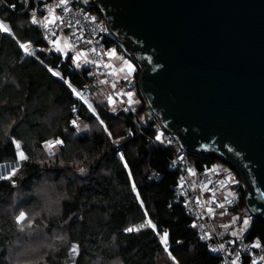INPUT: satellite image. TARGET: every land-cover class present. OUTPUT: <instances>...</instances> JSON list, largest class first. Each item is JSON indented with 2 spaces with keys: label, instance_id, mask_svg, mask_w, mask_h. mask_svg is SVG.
Returning a JSON list of instances; mask_svg holds the SVG:
<instances>
[{
  "label": "trees",
  "instance_id": "16d2710c",
  "mask_svg": "<svg viewBox=\"0 0 264 264\" xmlns=\"http://www.w3.org/2000/svg\"><path fill=\"white\" fill-rule=\"evenodd\" d=\"M0 20L11 28V35L0 32V164L17 162L19 150L28 157L13 177L15 185L0 179V264H218L176 199L177 175L169 164L178 149L155 140L160 126L155 115L148 113L140 120L148 109L140 90L136 110L114 112L95 99L97 113H93L76 101L68 83L82 87L90 79L88 70H75L73 59L62 64V56L41 51L45 42L24 3L0 0ZM29 41L38 60L25 56L19 47ZM49 67L58 69L64 79L54 76ZM75 110L79 125L97 128L77 131L71 123ZM55 138L64 143L50 155L45 142ZM13 140L20 141L19 148ZM121 153L128 169L123 167ZM193 157L199 168L222 161L214 155ZM81 167L87 171L81 173ZM46 182L55 187L57 203L52 210L43 197ZM244 205L242 199L231 210L239 211ZM20 211L46 237L63 239L40 252L38 259L25 257L26 261L18 262L12 252L26 236L28 225L26 221L21 230L16 223ZM148 217L170 233L167 246L150 228L125 231L146 224ZM248 228L250 237L264 245V222L255 219ZM35 235L42 237L39 232ZM76 245L74 254L71 249Z\"/></svg>",
  "mask_w": 264,
  "mask_h": 264
},
{
  "label": "water",
  "instance_id": "95a60500",
  "mask_svg": "<svg viewBox=\"0 0 264 264\" xmlns=\"http://www.w3.org/2000/svg\"><path fill=\"white\" fill-rule=\"evenodd\" d=\"M141 66L159 123L246 184L264 222V0H83Z\"/></svg>",
  "mask_w": 264,
  "mask_h": 264
},
{
  "label": "built area",
  "instance_id": "2783aa9c",
  "mask_svg": "<svg viewBox=\"0 0 264 264\" xmlns=\"http://www.w3.org/2000/svg\"><path fill=\"white\" fill-rule=\"evenodd\" d=\"M21 1L25 5V10L30 16L31 23L33 15L39 21V23L32 24L40 30L42 39L45 42V49L50 50L46 51L47 53L62 56L61 63L63 64L66 59L65 53L68 55L72 54L71 49L67 46L71 42L74 45L73 48L82 49L88 54L84 68L88 70L90 79L85 81L80 88L70 84L82 95L81 99L74 94L76 101L85 104L93 112L92 109H96L94 91L98 85L97 78L102 75L110 84L115 80L113 71L109 69L107 63V59L110 58L108 53L110 50L115 49L117 54H123L124 59L127 52L123 44L110 31L104 15L98 10L88 9L83 0H68L67 11L55 7L60 0ZM45 5L48 7L45 8ZM54 7L56 15L64 23H60V20H57L56 24L45 26V17H48L49 20L51 19L48 9ZM92 18H95V21ZM101 29L107 30L101 31ZM53 33L55 35H52ZM61 36L64 37L65 48H63L61 43L63 51L56 52L51 41L54 39L60 40ZM31 47L32 45L30 44V50ZM92 61L96 63L94 64ZM78 68L77 65L73 67L75 70H78ZM55 70L60 72L58 69ZM124 109H126V106H124ZM77 110L74 113L78 123ZM157 129L159 134L163 133L162 139L166 143L171 141V143L167 144L178 149V155L169 164V169L176 172L177 175L175 196L183 204L187 215L191 219L192 226L194 224L197 225L194 227L197 235L207 244L210 254L219 259L218 264H233V261L238 258L242 264H253V261H256V264H264V259H262L264 257V247L253 246V241L256 240L250 237L248 227L246 231L236 237L232 236L231 233L220 235L213 229L207 215L209 207L230 210L238 208L242 199L245 201L246 184L237 171L224 161L199 168L193 157L194 154L184 146L181 137L176 131H169L161 124ZM202 189H206L210 193L209 199H205ZM221 204H223V208L220 207ZM240 211H245L251 217V222L254 220L246 205L241 207ZM236 230H239V228H236Z\"/></svg>",
  "mask_w": 264,
  "mask_h": 264
},
{
  "label": "rangeland",
  "instance_id": "374dc122",
  "mask_svg": "<svg viewBox=\"0 0 264 264\" xmlns=\"http://www.w3.org/2000/svg\"><path fill=\"white\" fill-rule=\"evenodd\" d=\"M60 41L63 45V48H65V41H64L63 36H61ZM70 49H71L73 61L75 62L77 67H79L80 69H83L85 66V61L88 58V54L82 49H76L73 47H71ZM78 52L82 53V57L79 61V64L75 60V57L77 56ZM126 54H127V56L124 59H123V54H117L115 57H110L107 59L108 65H112L111 67H109V69L113 71V76H114L115 80L113 83L110 84L104 78V76H102V75L99 76L97 78L98 85L95 87V91H94V95H95L94 98L96 99V102L98 101L100 103L110 105L111 109L113 107H115L116 111H114V112L119 111V109H121V108L124 109V106H126V109H127V107L128 108L132 107L133 109L136 110V109H138V105L141 104V98H140L141 91H140V93L138 92V89L140 90V88H139V84H138V77L136 76V74L137 75L140 74L141 66L128 53H126ZM125 61H130L131 64H133L135 66V72H131V73L129 72L130 75L127 79H125V76H127L126 75L127 73L124 71V62ZM121 79H125L126 81H123ZM105 81H107V83ZM113 85H115V87H113ZM122 91H123V93H121ZM109 97L112 98L111 101L109 100ZM113 101H114V103H113ZM129 101H131V102H129ZM147 107H148V105H147ZM95 112L97 113L96 109H95ZM148 113H150V115H154L152 113V111H150V109L148 108L145 111V113L142 112L140 114V116H141L140 120H144L145 114H148ZM84 125H85L84 123H81L79 125L80 131L89 130V129H92L93 127H96V125L95 126L89 125L88 128H84L83 127ZM48 151H49L48 153L50 154V151L53 152V149L49 150V148H48ZM21 162L22 161L19 159L17 162H14V164H13L14 166H12V167L20 169ZM12 169H11V171H12ZM7 170H9V169L7 168ZM0 171L2 172L3 169L0 168ZM11 171L9 170L5 173H0V176H5ZM43 188H44V190H43L44 194L47 193L46 195H43V197H45L46 207L48 206V209L52 210V209H54V207H56L55 202L57 203V201L55 199V194L52 193V190L55 187L51 182H46L44 184ZM226 210L227 209L220 211V213L221 212L224 213L222 216L226 215L224 223L228 224L230 226H233L237 222L236 221L235 223H233V219L235 217H237L238 213L236 212V210L230 209V210H227L229 213V214H227ZM35 214H36L35 212L32 213V215H35ZM239 217L241 218L240 220H241L242 227H244L243 222H242L243 218H247L249 220V224L251 223V217L245 211H241V215ZM26 227H27L26 236H24V238H22L18 241V244L15 247V250H13V252H12V254L16 256V259L18 260V262L26 261L23 259L25 257H32L33 259H38L39 257H41L40 252H43V250H45V248L52 247L54 241H58V242L61 241V239H58V236L53 237V238L52 237H46V235H44V233H42V230L35 228L32 225V223L25 226V228ZM35 232H39L42 237H40L38 235L36 236ZM32 233L35 236V238H31ZM111 264H120V263L119 262H113Z\"/></svg>",
  "mask_w": 264,
  "mask_h": 264
},
{
  "label": "snow or ice",
  "instance_id": "6c2138e0",
  "mask_svg": "<svg viewBox=\"0 0 264 264\" xmlns=\"http://www.w3.org/2000/svg\"><path fill=\"white\" fill-rule=\"evenodd\" d=\"M67 4H68V0H60L59 4H57L55 7H59V8H62L63 10H65V11H67L68 10L67 7H66ZM11 7H15V5H12ZM47 7L48 6L45 5V8H47ZM55 7L54 8H51V9H48V11H49V13L51 15V19L49 20L48 17H45V20H46V25L45 26H47L48 24H53L54 25V24H56V21L57 20H60V23H64V21L60 17H58L56 15V13H55ZM92 19H93V21H95V18H92ZM32 23H34V24L35 23H39V21L36 19L35 15L32 16ZM68 26L70 27V25H68ZM106 30L107 29H101V31H106ZM0 32L11 35V28H10V26L7 25L5 23V21H3V20H0ZM52 35H55V33H53ZM51 43H52L53 48H54V50L56 52H62L63 51V48L61 47V41L60 40H55L54 39V40L51 41ZM30 44H31L30 41L29 42H26V43H20L19 47H20V49L23 50V53H24L25 56L35 57L38 60L39 59V56H37L35 49L30 50V48H29V45ZM67 46L69 48L74 47V45H72L71 42H69V44ZM41 51L43 52V51H50V50L49 49H41ZM93 51H95V49H93ZM108 55L110 57H115L117 55V52H116L115 49H112V50L109 51ZM81 57H82V53H79L78 52L77 56L75 57V60H76V62L78 64H79V61H80ZM65 58L66 59H73L72 57L68 56L67 53H65ZM85 62H87V61H85ZM92 63L95 64L96 62L95 61H92ZM125 64L127 66L128 72H130V73L131 72H135V66L133 64H131L130 61H126ZM108 66L111 67L112 65H108ZM48 71L51 72L54 76H58L62 80L64 79L63 75L60 72L56 71L55 69L49 67L48 68ZM125 79H127V76H125ZM105 82L107 83V81H105ZM68 83H69V86L71 87L70 81H68ZM113 87H115V85H113ZM71 90H72V92L74 94H76L79 98L82 99V95H81V93L77 89H75L74 87H71ZM109 100L111 101L112 98L109 97ZM129 102H131V101H129ZM113 103H114V101H113ZM92 110H93V112H95V109L94 108ZM125 110L127 111V109H125ZM112 111H116V108L113 107L112 108ZM71 123L75 126V128H76L77 131H80V126L77 123V120L76 119H73L71 121ZM100 123L102 125L104 124V122L102 120L100 121ZM83 127L84 128H88V125L85 124ZM104 127H105V130H107V126L105 125ZM108 135H109V137H111V132H108ZM162 136H163V133L157 134L155 136V140L158 141V142L164 143V141L162 139ZM114 142L117 143V144L120 143L119 140H116ZM13 143L15 144V146L17 148L20 147V141L13 140ZM63 143H64V141L61 140V139H59V138H56V139H53V140H48V141L45 142V144L49 148V150L54 149L56 146L62 145ZM167 143H171V141H167ZM50 155H54V153L50 151ZM120 155H121V158L123 160V167L126 168V169H128L129 166L127 164V161L124 160V158H123V153H121ZM18 156H19V159L21 161L28 159L27 155L23 151H20L18 153ZM18 171H19V168H13L12 171L9 172L7 175L0 176V179L8 180L13 185H15L16 180L13 179V177L16 175V173ZM79 171L81 173H84L87 170L85 168L81 167V168H79ZM129 175H131L130 170H129ZM236 183H238V181H236ZM131 186L135 190V196H136V198L139 199L140 192L136 188V185H135V182L134 181L132 182V185ZM181 187H182V185H181ZM139 202H140L141 205L143 204V200H140ZM220 207L223 208V204H221ZM208 213L209 214H214V209L211 208V207H209L208 208ZM223 214L224 213L221 212V215H223ZM146 216H147V213H146ZM240 219H241L240 217H235L233 219V223H235L236 221H239ZM15 220H16V223L20 226L21 230L24 229V226H25V222L26 221L28 222V224H31L32 223V221H30L28 219V214L26 212H24V211H20L18 213V215L15 217ZM242 222H243L244 227L241 228L239 232L233 231L231 233L232 236H234V237L239 236L242 232L246 231L247 226L249 225V220L247 218H243ZM196 226H197L196 224L193 225V227H196ZM143 228H150L157 235H160L161 236L162 243L165 246L168 245L170 233L167 232V231H162L161 229H159L158 226H157V224L150 217L147 218V223L146 224L142 223L139 227H128V228L125 229V231L126 232H129V233H131V232H139ZM206 238H208V237H206ZM58 239H63V237H58ZM257 241H258V238H257L256 241H253V246L254 247H258V248L264 247V245H262L261 243H259ZM233 243H235V241H233ZM78 247L79 246L76 245L75 247H73L71 249L74 254L77 253ZM217 250H219V249H217ZM172 259L175 261V257L174 256L172 257ZM262 259H264V257H262ZM176 264H179V262L176 261ZM233 264H242V262L239 261V258H238L236 261H233ZM253 264H256V261H253Z\"/></svg>",
  "mask_w": 264,
  "mask_h": 264
},
{
  "label": "crops",
  "instance_id": "0c3cea01",
  "mask_svg": "<svg viewBox=\"0 0 264 264\" xmlns=\"http://www.w3.org/2000/svg\"><path fill=\"white\" fill-rule=\"evenodd\" d=\"M125 62H124V71L127 73L126 75H127V78H128L130 73L127 70V66H126ZM121 80L126 81L125 79H121ZM121 93H123V91ZM19 152H20V150H19ZM202 192H203L204 197H205L206 200L210 198V193L206 189H202ZM218 197L220 198L219 195H218ZM223 210L224 209H214V214H209L208 211H207V215L209 217V220H210V222L212 224L213 229L220 235H224V234H227V233H232L233 231L239 232L240 229L243 228L242 224H241V220L237 221L233 226L225 224L224 222H225V216L226 215L222 216L221 213H220V211H223ZM227 210H226V213L229 214ZM236 212L238 213L237 217H239L241 215V211H236ZM236 228H239V230H236Z\"/></svg>",
  "mask_w": 264,
  "mask_h": 264
},
{
  "label": "bare ground",
  "instance_id": "6f19581e",
  "mask_svg": "<svg viewBox=\"0 0 264 264\" xmlns=\"http://www.w3.org/2000/svg\"><path fill=\"white\" fill-rule=\"evenodd\" d=\"M13 164H14V162L13 163H3V164H0V168L3 169V171L2 172L0 171V173H5V172H7L9 170L11 171V169L13 168L12 166H14ZM7 168L9 170H7Z\"/></svg>",
  "mask_w": 264,
  "mask_h": 264
}]
</instances>
